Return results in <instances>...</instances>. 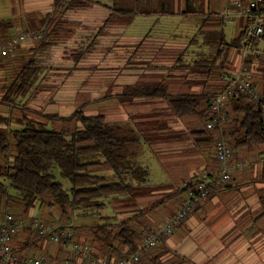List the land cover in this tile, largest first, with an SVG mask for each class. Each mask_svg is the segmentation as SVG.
I'll return each instance as SVG.
<instances>
[{
  "label": "trees",
  "instance_id": "1",
  "mask_svg": "<svg viewBox=\"0 0 264 264\" xmlns=\"http://www.w3.org/2000/svg\"><path fill=\"white\" fill-rule=\"evenodd\" d=\"M59 2L55 0L56 4ZM91 4L90 0H70L65 9L85 8ZM200 9L187 2L184 12L203 15ZM143 12L125 10L124 13L132 15ZM61 17L62 12L57 11L42 19V24L46 26L41 31V38L35 41L28 57L21 59V63L14 67V74L9 81L0 85V109L8 112L7 116L0 113V209L4 204L15 210V217L24 220L30 219V211L36 207L40 216L56 214L61 226L71 227L74 239L89 245L96 256L118 259L134 252L138 244L156 229L150 225L152 223L147 218V212L164 200L147 202L144 207L136 200L151 190L146 185L148 169L135 164L127 154L128 146L140 141L137 131L127 125L106 121L102 112L87 114L88 105L78 107L68 116H59L41 113L18 103L33 89L46 67V51L55 44L57 37L53 40L50 38L61 34ZM111 19L110 15L99 27V31L107 27ZM207 20L206 16L202 18V28L198 34L203 37L204 44L209 46V53L188 63L182 57L175 59L179 67L189 69L183 80L200 85V91L166 94L172 113L180 118L198 117L202 129L193 131L197 142L201 148L213 150L214 158L212 156L211 159L214 168L203 170L197 179L186 183L180 190L186 191V194L204 173L209 177L218 169L215 142L219 132L217 129L206 128L207 121L212 118L211 99L224 88L227 75L234 70L229 65L237 61L241 40L248 25L246 19L238 35L227 41L223 28L219 24L207 28ZM13 27L11 19L0 18V41L4 40L5 43L11 38L12 35L8 36L7 33ZM253 44L264 48V34L255 39ZM83 55L80 51L72 53L75 62ZM5 57H0V65ZM253 60L250 59L251 62ZM256 62L254 84L260 93L258 102L255 103L248 94H241L229 98L225 107L226 121L222 133L234 156L254 147H258V155L264 154V63L261 60ZM133 90L150 96L158 95L162 89L154 85L137 86ZM261 163L260 179L264 181V156ZM54 168L59 169L63 178L70 180V190L64 189L61 182L55 179ZM104 171H111V174H100ZM226 182L210 185L208 196L213 189ZM11 189L16 194L11 193ZM260 191L264 205V189ZM112 195H124L129 201L132 200V206H136L133 213L119 222L98 216L92 222L69 223L77 216L74 214L77 210L90 207L100 210L104 207L103 199ZM11 247L22 256H43L45 264H63L66 254L64 241L53 243L30 228L21 229L13 237ZM165 251L166 248L160 243L145 249L140 254V262L160 264L161 255Z\"/></svg>",
  "mask_w": 264,
  "mask_h": 264
},
{
  "label": "crops",
  "instance_id": "2",
  "mask_svg": "<svg viewBox=\"0 0 264 264\" xmlns=\"http://www.w3.org/2000/svg\"><path fill=\"white\" fill-rule=\"evenodd\" d=\"M20 1L22 5L19 15L22 16H18V22L6 18L14 23L8 36L44 29L46 25L42 24V19L57 11L62 12L63 26L59 30L60 35L50 38L53 40L57 37L55 44L46 51V67L33 89L19 99L18 103L41 113L59 116H68L78 107L88 105L87 114L102 112L106 121L127 125L137 131L140 141L128 146V157L135 162L141 153L140 148L147 146L158 157L165 175L160 184L154 187L147 185L151 192L137 200L152 203L164 199L147 212V218L152 223L150 225L159 227L186 199V191H180L186 183L197 179L203 170L214 168L211 159L213 150L201 148L193 133L202 129V122L197 116L180 118L172 113L166 96L199 92L200 85L183 80L189 69L179 67V63L175 61L177 57L187 58L184 56L188 49L186 44L160 35H146L143 38L129 36L126 37L127 43L116 44L118 41L122 42L119 31L136 16L151 14L153 10L147 6L156 1H171L175 4L172 10L163 9L162 16L187 15L184 12L186 3L194 1L192 5L201 7V13L206 17L212 10L216 11L219 2L90 0L92 4L88 7L67 10L65 5L70 0H60L58 4L55 0ZM140 5L143 6L139 7ZM125 10L144 12L128 15L124 13ZM110 15L112 19L107 27H111V30L107 37H111L114 42L111 49L117 56L126 55L127 67L125 65L126 71L112 82L111 96L104 98L96 97L95 92L89 93V89L94 86L89 88L84 79L74 81L75 76L72 74L89 71L84 62L91 56L99 58V26ZM201 25L202 18L200 27ZM206 25L207 28L211 26L208 23ZM219 27L222 28V24ZM90 40L93 43L90 44L91 47H87V41ZM34 43L35 41H31L21 45L12 54V58H16L12 62L9 60L5 63L3 60L0 65V85L9 81L14 74V67L21 63V59L28 57ZM79 51L84 55L75 62L72 53ZM3 74L5 77L1 76ZM91 84L99 88L98 82ZM154 85L162 89L158 95L149 96L133 90L137 86ZM110 98L111 105L105 102ZM109 108L110 119L106 117ZM0 113L2 116L8 115L6 109H0ZM258 150V147L250 151L243 150L233 157L235 161H242L245 165L234 170L230 180L213 189L208 198L198 202L176 230L160 243L166 248L161 255L160 264H264V205L260 199V190L264 189V181L260 179L261 158L264 154L258 155ZM105 174H111V171H106ZM103 203L104 207L110 204L111 214H99V218L108 217L113 222H117L116 219L126 213L131 215L132 207L136 208H123L125 203H129V198L124 195L109 196L103 199ZM36 211L39 212L38 207ZM2 216L1 213L0 218Z\"/></svg>",
  "mask_w": 264,
  "mask_h": 264
},
{
  "label": "built area",
  "instance_id": "3",
  "mask_svg": "<svg viewBox=\"0 0 264 264\" xmlns=\"http://www.w3.org/2000/svg\"><path fill=\"white\" fill-rule=\"evenodd\" d=\"M236 10L226 9L228 13L244 16L247 27L241 40V48L237 56L236 66L227 75L225 86L215 93L211 99L212 118L207 121V129H217L219 136L215 142V155L218 159V169L212 176H203L189 188L187 197L168 219L138 244L137 249L118 259L96 256L87 244H81L74 239V230L61 224L45 223L32 215L30 219L17 218L12 212L5 211L0 218V263L3 264H45L44 257L22 256L11 247L13 237L24 228L32 229L36 234L53 243L64 241L66 250L63 264H141L140 254L147 248L154 247L171 235L179 224L192 211L194 205L209 194V186L228 181L234 170L244 166L242 161H232L233 150L223 136L222 129L226 121L225 107L231 97L248 94L255 103L260 93L254 84L257 60L264 63V48L254 46L253 41L264 34V0H232ZM20 32L5 43L0 44V57L15 52L21 45L41 38V31ZM254 58L251 62L250 59Z\"/></svg>",
  "mask_w": 264,
  "mask_h": 264
},
{
  "label": "rangeland",
  "instance_id": "4",
  "mask_svg": "<svg viewBox=\"0 0 264 264\" xmlns=\"http://www.w3.org/2000/svg\"><path fill=\"white\" fill-rule=\"evenodd\" d=\"M214 1H217L219 3L217 4L216 11L212 10L210 13H208L207 21H210L208 22V24H210L211 27H215L217 24H219L220 26L222 24V28L225 32L226 40L230 41L231 39H233L238 35L239 31L246 24V18H233L238 16H236L235 14H231L232 12L231 13L227 12L226 9L232 10L234 8V6L231 4L232 0H214ZM192 3H194V1H192ZM21 5L22 4L20 0H0V18L1 19L11 18L14 22H18L17 21L19 19L18 16H22L19 15V10H21ZM142 6L143 5H140L139 7ZM174 7L175 4H173L171 1H163V2L156 1L153 2L152 4L150 3V5L147 6V8H152L151 10H153V12L149 15L136 16V18L133 21L126 23L119 31L122 42L118 41L116 44L127 43L126 37L129 36L135 38H143L146 35H151V36L160 35L169 40L176 39L177 42H182L188 46L187 51L184 53V56H187V58L185 59L186 63L190 62L192 59H199L200 57H203L205 54H208L210 48L209 46L204 44L203 37L200 34H198L200 28V21L201 18L204 17V15H200L196 13H186L187 15L181 14L178 16H168V15L162 16L161 11L163 9L172 10ZM110 30L111 27H103L99 31V58L91 56L90 58L87 59V62H84L87 63L89 71H85L80 74L78 73L72 74V76H75L73 77L74 81H83L84 79L85 82L87 81V86L89 88L94 86L91 89H89V93L95 92L96 97L104 96L105 98L106 94L108 96H111L112 82L114 80H117L118 76L121 75L122 72L124 73L126 71L125 65L127 67V63L125 61L127 58L126 55H124L123 57L117 56V54L114 53V50L111 49V47H113L114 42L112 41L111 37H107V34L110 33ZM3 42L4 40H1L0 44H2ZM91 43H93L92 40L87 41L86 44L87 47H91L90 45ZM18 49L19 47L15 50L13 55L17 52ZM11 58H12V54L7 55L5 58H3V60L5 61V63H7ZM229 66L230 69H232L233 67L235 69L236 63L233 64L230 63ZM1 76L5 77L4 74ZM256 79H258V77H256ZM94 82L99 83V88L98 87L96 88L95 85L91 84ZM105 102L111 105V98L109 100H106ZM107 111L108 112L106 117L110 119L111 108H109ZM140 149H141V153L139 154V157L135 160V164L143 166L148 169L149 176L147 178L146 185L149 186L151 185L154 187V185H158L161 183V181L164 180L163 179L165 177L164 172L160 166L158 157L153 152H151L150 148H147V146H142V148ZM233 157H234V152H233ZM233 157H232V161H234ZM53 171H54L53 173L55 175V179L61 182L63 188L66 190H70L72 186L70 180L67 178H63L60 175V171L58 168H54ZM105 172H101L100 174L103 173L105 174ZM150 192L151 190H149V193ZM11 193L16 194V191L11 189ZM131 202L133 201L130 200L129 203H125L124 204L125 206H123V208L128 209L129 208L128 206L132 207V205H129L131 204ZM139 202H140L139 204L141 205L146 204V202H142V200ZM106 205H107L106 207H102L100 210L97 209V207L79 209L74 213L78 217L75 216V218L71 219L69 223H74L75 221L92 222L93 220H96L98 218L99 214L101 215L111 214L110 212L112 208L110 204H106ZM118 207L120 208V206ZM132 209H133L132 211H134V207H132ZM36 210L37 207L31 210L30 214L38 217L43 222L50 224H57V225L61 223L60 221H58V216L56 214H53L52 215L53 217L47 214L44 216H40V213ZM0 211L2 214L5 211H9L14 214L16 213L15 210H13L10 207H6L4 204L1 205ZM81 214L83 216H80ZM129 215L128 213H126L122 217L117 218L118 215L116 213L117 216L116 221L119 222L122 219L128 217Z\"/></svg>",
  "mask_w": 264,
  "mask_h": 264
}]
</instances>
